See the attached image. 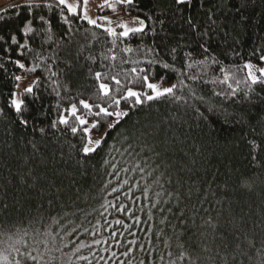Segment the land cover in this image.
<instances>
[{"label": "trees", "instance_id": "1", "mask_svg": "<svg viewBox=\"0 0 264 264\" xmlns=\"http://www.w3.org/2000/svg\"><path fill=\"white\" fill-rule=\"evenodd\" d=\"M12 2L0 10V16L5 17L0 19V36L4 37L0 41V64L3 65L0 68V108L4 109L0 115V253L7 255L11 245L23 251L16 240L24 231L28 233L24 239L30 247H35L34 239H50L43 235L36 237L38 230L53 233L57 245H67L60 252L52 253L57 257L53 264H105V261L118 264L120 260L130 264H140L141 260L170 264L181 245L193 253V257L199 256L201 264H213L208 257L215 249L204 251L200 235L206 232L211 236V228L205 224L211 218L219 231L239 229L247 231L250 239L254 237L256 246L248 250L251 259H237H242L244 264H261L264 261L261 246L264 241V151L253 159L247 144L253 139L264 140V88L254 85V90L249 89L244 82L245 72L236 66L242 68L249 59L257 63L252 53L264 48V0H216L222 6L216 13L217 27L210 34V44L214 56L222 63L208 69L195 67L191 70L205 73L204 80L223 79L228 73V83L237 91L234 98L223 99L212 94L214 90L227 89V83L196 82L192 86L197 95L205 97L207 104L189 99L186 105L181 101L173 102L171 98L146 102L142 111L133 113L126 123L112 130L107 142L88 157L78 151V135L66 131L65 125H58V130L50 127L71 97L92 95L94 81L88 69L113 75L120 73L122 68L130 69L135 65L121 61L141 59L142 51L135 49L151 45L153 39L157 45L166 46L167 33L179 38L189 32L188 26L182 14L169 10L170 5L175 7L172 0H135L136 8L131 15L139 11L142 18L145 15L155 18L163 12L167 17L164 31L158 23L148 22V35L142 40L136 37L125 39L123 43L116 41L113 51L117 59L103 61L115 67L101 69V54L110 55L107 50L113 47V38L103 28L71 16V25L65 24L61 9L51 0L52 9L34 10L35 32L24 36L19 30L31 18L28 9L20 7L26 1ZM118 11L124 14L123 8ZM103 12L113 11L106 8ZM192 14L197 22H202L205 16L195 0ZM40 15L51 24L39 21ZM63 15L69 14L65 11ZM152 27L156 28L155 36L151 33ZM12 34L20 43L27 41L26 47L21 49L13 45ZM197 40L192 34L185 43L194 47ZM125 45L134 51H122ZM4 48L12 51L5 54ZM19 52L25 53L26 60L22 62L26 67L40 65L36 73L28 74L40 78L41 90L39 101L28 99L24 113L30 121L28 127L21 125L16 113L8 107L13 75L24 73L7 56L12 60L20 59ZM90 55L98 58L97 63L87 59ZM140 66L147 65L141 63ZM220 68L224 69L223 73ZM50 71L59 73L51 80L67 84L70 89L59 88L60 97L52 91ZM157 71L159 79L162 73L159 68ZM120 78L123 80L122 74ZM175 80L176 77L171 76L168 83ZM176 95L187 98L188 91L178 90ZM193 103L208 116L207 120L197 118L196 112L189 107ZM208 107H214L215 113L208 112ZM69 121L72 122L71 116ZM39 128H44L45 132L41 134ZM147 129L155 131L138 139L140 132ZM125 136L130 138L125 140ZM137 164L145 167L144 173L136 168ZM149 171H152L151 176L146 174ZM113 188L117 191L112 192ZM107 201L116 206L124 205L131 211L117 212L112 206L105 211L101 205ZM117 219L122 220L123 225L116 224ZM112 232L117 235L113 237ZM94 239L108 243L93 244ZM131 240H136V244L129 245ZM80 243L90 247L74 252ZM141 244L144 250L140 249ZM128 247L133 249L129 256H121ZM39 248L44 250L42 244ZM105 248L108 251H104ZM113 252L116 257H112ZM169 252L173 254L171 258ZM223 255L214 257L217 264ZM77 256H86L88 260H77ZM101 256L104 261L100 260ZM179 264H189V261L186 259Z\"/></svg>", "mask_w": 264, "mask_h": 264}, {"label": "snow or ice", "instance_id": "2", "mask_svg": "<svg viewBox=\"0 0 264 264\" xmlns=\"http://www.w3.org/2000/svg\"><path fill=\"white\" fill-rule=\"evenodd\" d=\"M90 3L91 0H55L56 7L61 9L62 19L65 24L71 25V20L69 16L73 19L85 20L89 24L101 27L104 29L108 36L113 38L112 48H108L107 52L110 54H101L100 67L104 69L105 67H115V65L109 64L105 65L104 60L115 61L117 59L116 54L113 49L116 45V41H123L125 39H132L139 37L141 40L148 35L146 29L149 28L148 22L158 23L160 25L161 31H164V26L166 24L167 17L164 16L163 12L153 18L151 15H145L141 17L139 11L137 15L132 16V9L136 8L135 0H101L96 7L100 11H104L106 8L111 9L113 12H118L119 8L124 9V14L129 16V20H124L120 15L117 16V22L115 26L113 25V19L109 16H100L99 20L104 21L103 24H98L97 19H93L90 16ZM172 4L175 7L169 6V10L173 14H182V19L185 24H187L189 32L181 34L179 38H176L174 34L167 33L168 44L165 46L163 43L157 45L156 40L153 39L151 45H145L143 49L139 47L135 51H142L141 59L137 60H122V64H132L135 65L130 69H121L120 73L115 75L107 71H94L93 68H89L88 72L90 77L94 81V91L91 96L87 98H77L75 96L71 97L68 101L67 107L63 111L58 112L57 118L51 121L50 127L58 130V125H65V130L70 132L73 136L79 137L80 146L78 151L83 153L84 157H88L89 154L97 153L98 149L107 142V137L109 133L121 126L122 123H126L130 119L133 113H138L142 111L145 107L146 102L156 101L165 98H171L173 102L181 101L184 104H188V100L191 99L198 102L201 105L207 104L205 97L203 95H197V90L192 86L196 82H201L203 84H228L227 89L221 91H213V96L221 97L223 99L234 98L237 94L236 89L232 88V85L228 83L229 74L225 73L223 79H212L204 80L203 75L205 73H194L191 70L195 67H200L202 69L211 68L213 65H220L222 62L216 58L211 49V33L215 31L217 27L216 13L220 10V4L216 0H195V4L199 9L203 10L205 16L202 18V22H197L192 14V9L194 8V0H172ZM20 7H26L29 12L30 19L24 22L23 27L19 30L22 35L27 36L29 33H34L33 28L34 21L37 17L34 14V10L41 8L52 9L53 3L51 0H26L24 5ZM215 9V10H214ZM69 15H63L64 12ZM239 11V9H237ZM0 19H5V17L0 16ZM39 21L44 24L50 25L51 21L47 20L45 16L40 15L38 17ZM119 29V31L117 30ZM151 33L153 36L156 35V28H151ZM194 34L198 37L195 46H191L185 43L188 36ZM51 39V37H49ZM4 37L0 36V41H3ZM11 43L17 45L18 48H25L27 41L25 43H20L17 36L12 34L10 36ZM2 51L7 54L12 51L11 48H4ZM122 51L127 53H132L134 49L130 46L125 45ZM20 59L12 60L10 56L7 59L17 66L19 69L23 70V75H13V90L9 93L8 107L13 110L19 123L25 127L30 124L29 119L25 118V110L27 108V103L29 97L34 101H39L41 97L40 90V78L36 77L31 80L26 86L21 87L24 80L27 79L28 74H34L39 68V64H33L32 66L26 67V64L22 62L26 60L25 53L19 52ZM167 56L168 59L164 57ZM252 56L256 57L257 63H253L251 59L246 60L242 65L236 66L239 70L245 72L244 82L248 84L249 89H253L254 85H259L264 88V48L258 49L252 53ZM197 57H200L197 59ZM93 64L97 63L98 58L96 56L90 55L87 57ZM141 63H145L146 67H141ZM69 69L71 64H68ZM0 68L3 65L0 64ZM159 68L162 74H159V79H157ZM223 73L224 69L220 68ZM123 75V80L120 78ZM58 72L50 71L49 79L52 77H58ZM171 76H175L176 80L173 83H168ZM191 82V83H190ZM239 85L240 81H235ZM52 91L55 92L57 97H60L59 88L63 87L65 91H69L67 84L61 85L57 80H51ZM166 85V86H165ZM187 89L188 97L183 95H176L178 90ZM59 108V103L57 104ZM197 114L198 119L207 120L208 116L204 112H201L200 108L196 106L195 103L189 105ZM210 113H215L216 109L214 107H208L206 109ZM4 113V109L0 108V115ZM69 116L72 118V122L69 121ZM225 122L227 119L225 118ZM36 130L35 128L33 129ZM41 134L45 132L44 128L38 129ZM154 129H147L140 132L139 137H147L152 134ZM130 137L125 136L124 139L128 140ZM264 140L257 142L256 139L248 141V148L250 149L249 154L253 159H257L261 151H264ZM35 147V145H33ZM73 148L76 145H72ZM132 147L129 143L128 148ZM127 150V149H126ZM199 151V148H197ZM159 156V153H155ZM107 163V160H105ZM147 165V161H145ZM114 167V165H113ZM136 168L141 173L145 172V167H141L139 164ZM127 171V169H125ZM152 171H155L153 169ZM152 171L147 172L148 176L152 175ZM127 183V181H125ZM117 189L113 188L112 192H116ZM148 189L145 187L144 192L147 193ZM157 193V196H160ZM108 206L115 207L117 212L131 211L126 209L124 205H113L111 201H107L106 204H102L101 207L107 210ZM155 206V205H154ZM171 211V209H169ZM151 216V213H149ZM139 222V218H136ZM57 222L58 221H55ZM99 223V221L97 222ZM116 224L123 225L122 220H115ZM205 224L211 228V236L209 237L206 232H202L200 235L202 237V243L204 251L210 252L215 249V252L210 255L209 260H213V264H217L214 257L220 256L223 253V257L220 258L219 264H244L242 259L238 260V257H247L248 250L255 248L256 242L255 238H249L250 234L247 231H240L239 229L229 232V231H219L218 225H213L211 218L205 221ZM111 225H109L110 227ZM255 226V225H254ZM150 230V229H149ZM75 232V229L72 230ZM88 229H85L87 232ZM71 233H69L70 235ZM28 235L27 231H24L23 236H20L16 240V244L23 247H17L15 245L10 246V251L7 255L0 253V264H53L57 257L52 253L60 252L62 247H67V245H57L56 237L51 232L40 233L38 230L35 232V236L39 237L43 235L44 237H50V239H34L33 244L35 247H30L28 241L24 239ZM95 235V233H93ZM113 237L117 235L116 232H112ZM122 235V233H121ZM11 240L12 237L8 236ZM62 240V238H61ZM93 244L108 243L106 240L94 239ZM117 244L120 243L119 240L116 241ZM43 245V251H40L39 246ZM129 245L136 244V240L128 241ZM262 248H264V241L261 242ZM90 247L84 243H80L74 252H79L80 248ZM141 250H144V245L141 244ZM181 250L176 256L175 260H170V264H179L180 261L188 260L189 264H201L200 257H193V253L189 252L183 245L180 246ZM132 248L128 247L120 255L123 257H128ZM104 251H108L107 248ZM260 251V249H257ZM15 253V255H12ZM47 255V259L45 256ZM151 255V253H149ZM172 252L168 253V256L172 257ZM11 256V259H9ZM19 257V258H17ZM112 257H116V253H112ZM163 259V257H161ZM77 260H88L86 256H77ZM101 261H104L103 256L100 257ZM90 264V262H89ZM107 264V261H105ZM118 264H130L124 260H120ZM140 264H152L151 261L141 260ZM264 264V261L261 262Z\"/></svg>", "mask_w": 264, "mask_h": 264}, {"label": "rangeland", "instance_id": "3", "mask_svg": "<svg viewBox=\"0 0 264 264\" xmlns=\"http://www.w3.org/2000/svg\"><path fill=\"white\" fill-rule=\"evenodd\" d=\"M23 1H26V0H16V3H19V2H23ZM15 2V1H14ZM12 0H0V10L4 9L5 7L11 5L12 3ZM69 2H72V0H69ZM101 0H91V3H90V16L93 18V19H97V22H102L101 20H99V17L100 16H109L110 18L113 19V25L112 26H115L116 22H117V16L120 15L122 19L124 20H129V16H126L125 14H123L121 11H118V12H112V13H108V12H103V11H100L96 5L98 3H100ZM102 12V13H101ZM104 22V21H103ZM261 67H264V64H261L260 65ZM18 75H22V74H18ZM35 79L34 77H31V76H28L26 80H24L21 84V87L23 86H26L28 83L31 82V80ZM166 86V85H165Z\"/></svg>", "mask_w": 264, "mask_h": 264}]
</instances>
